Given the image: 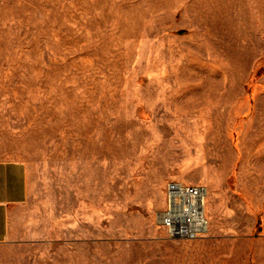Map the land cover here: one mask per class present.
<instances>
[{
    "label": "rangeland",
    "instance_id": "1",
    "mask_svg": "<svg viewBox=\"0 0 264 264\" xmlns=\"http://www.w3.org/2000/svg\"><path fill=\"white\" fill-rule=\"evenodd\" d=\"M0 158L39 264H264V0H0ZM174 181L197 239L159 224Z\"/></svg>",
    "mask_w": 264,
    "mask_h": 264
},
{
    "label": "crops",
    "instance_id": "2",
    "mask_svg": "<svg viewBox=\"0 0 264 264\" xmlns=\"http://www.w3.org/2000/svg\"><path fill=\"white\" fill-rule=\"evenodd\" d=\"M28 196L26 164L0 158V264H39L36 243L20 238L15 229Z\"/></svg>",
    "mask_w": 264,
    "mask_h": 264
},
{
    "label": "built area",
    "instance_id": "3",
    "mask_svg": "<svg viewBox=\"0 0 264 264\" xmlns=\"http://www.w3.org/2000/svg\"><path fill=\"white\" fill-rule=\"evenodd\" d=\"M207 192L203 185L168 183L166 206L159 215V224L171 239L194 240L208 231Z\"/></svg>",
    "mask_w": 264,
    "mask_h": 264
}]
</instances>
